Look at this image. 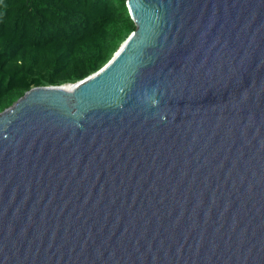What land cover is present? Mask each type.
I'll return each instance as SVG.
<instances>
[{
	"label": "water",
	"instance_id": "1",
	"mask_svg": "<svg viewBox=\"0 0 264 264\" xmlns=\"http://www.w3.org/2000/svg\"><path fill=\"white\" fill-rule=\"evenodd\" d=\"M85 78L0 112V264H264V0H126Z\"/></svg>",
	"mask_w": 264,
	"mask_h": 264
},
{
	"label": "trees",
	"instance_id": "2",
	"mask_svg": "<svg viewBox=\"0 0 264 264\" xmlns=\"http://www.w3.org/2000/svg\"><path fill=\"white\" fill-rule=\"evenodd\" d=\"M135 28L126 0H0V112L97 71Z\"/></svg>",
	"mask_w": 264,
	"mask_h": 264
}]
</instances>
